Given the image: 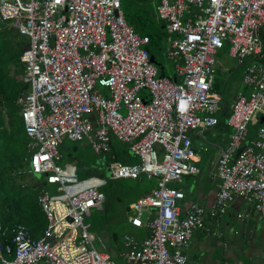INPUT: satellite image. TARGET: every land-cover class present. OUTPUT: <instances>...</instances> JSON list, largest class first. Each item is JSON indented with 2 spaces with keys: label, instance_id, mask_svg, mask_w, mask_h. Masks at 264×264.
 <instances>
[{
  "label": "built area",
  "instance_id": "obj_1",
  "mask_svg": "<svg viewBox=\"0 0 264 264\" xmlns=\"http://www.w3.org/2000/svg\"><path fill=\"white\" fill-rule=\"evenodd\" d=\"M123 0H6L4 26L28 37L21 56L28 86L18 103L30 139L32 175L56 186L42 188L39 204L48 226L34 239L19 224L11 240H0V264H118L85 218L103 207L105 181L80 179L75 163H62L67 139L88 143L102 155L112 137L130 145L135 165L115 162L114 179L158 178V187L130 205L129 221L147 228L142 242L125 236L120 257L129 264H187L185 251L206 219L227 215L237 199L264 220V125L249 140L252 122L264 117V0H160L157 17L167 32V57L177 79L161 76L147 50L149 37L131 27ZM245 67L240 93L231 105L230 141L212 171L220 191L207 210L192 204L185 215L184 192L169 187L199 174L192 134L205 139L219 123L223 98L214 93L219 52ZM162 158V161H160ZM0 227V235L2 233Z\"/></svg>",
  "mask_w": 264,
  "mask_h": 264
},
{
  "label": "trees",
  "instance_id": "obj_2",
  "mask_svg": "<svg viewBox=\"0 0 264 264\" xmlns=\"http://www.w3.org/2000/svg\"><path fill=\"white\" fill-rule=\"evenodd\" d=\"M5 1L0 0V5ZM260 34L264 42V28ZM146 37L150 38L147 50L158 62L160 75L173 80L177 79L175 67L168 69L152 52V47L160 44L152 37ZM29 43L30 41L27 42L24 36L8 26H4L0 31V227L4 233V236L0 235L2 241L11 240L12 230L19 224L26 225L34 239L41 238L48 225L47 217L39 204V195L42 188L47 187L46 182L44 179H38L40 175H32L33 179L27 181V171L30 168V139L21 114L22 107L18 103L23 94L28 91V86L21 79L27 71L26 66L21 62V56ZM227 47L229 46L226 45ZM213 92L216 93L215 84ZM232 103L233 99L223 97V105L218 114L219 123L215 127L222 134L231 130L228 121L232 114ZM258 125L259 128L254 131L250 127L249 140L256 139L258 130L264 124L258 122ZM60 152L63 156L62 163H75L81 179L97 174L105 181L107 173L104 172V167L110 168L114 162L127 165L140 162L139 157L131 153L130 145L121 143L115 138L111 142V151L102 155L95 153L88 143H76L67 139L60 146ZM93 164H96L99 169L93 170L91 167ZM135 181L146 186L143 194L151 193L158 186V179H148L147 176H142ZM113 186L111 180L106 181L104 187L111 191L109 190L108 193L101 191L105 196V202L108 203L107 211H110V203L116 196ZM130 205L126 207L127 210L130 209ZM147 234L139 228H136L133 233L140 240ZM126 235H121L118 231H112L108 235V249L118 264H123L120 254L124 251L123 239Z\"/></svg>",
  "mask_w": 264,
  "mask_h": 264
},
{
  "label": "rangeland",
  "instance_id": "obj_3",
  "mask_svg": "<svg viewBox=\"0 0 264 264\" xmlns=\"http://www.w3.org/2000/svg\"><path fill=\"white\" fill-rule=\"evenodd\" d=\"M159 4L160 0H123L122 8L128 24L133 26L139 35L150 36L154 41L160 44L159 46H153L152 52L168 69H171L174 64L167 57V32L163 29V25L157 17V7ZM24 39L27 42L30 41L28 37L24 36ZM215 68L216 94L220 95L222 98L227 97L232 99L244 92L245 85L243 83V76L245 67L230 56L229 47L219 52ZM261 116L262 114L259 115V117ZM250 127L251 129L253 128L254 131L259 128V125L258 123L252 122ZM215 131L216 130H213V132ZM216 133H218V131H216ZM212 136L208 133L207 139L211 140ZM196 144V147H198L197 157L201 162L199 165L202 172L201 175L203 176L207 173L211 174L220 152L215 146L209 144L202 138L196 140ZM203 148L204 150H202ZM160 161H162V158H160ZM91 167L93 170L94 168L99 169V167H96V164H93ZM111 169V166L110 168L104 167V172L107 173L105 182L111 180L114 184L113 188L116 191L115 199L110 203V211H107L108 203L105 202L103 207L94 209L91 211V215L85 218V222L90 226V233L96 239L95 245L98 248H100L99 239L103 240L106 238L108 241V235H110L112 231H118L121 235L134 233V229L128 224L132 212L130 209L127 210L126 207L134 202L137 197L141 196L146 189L144 184L136 183L133 179H114ZM89 178L101 179L97 174H92ZM32 179L33 176L28 175L27 181H31ZM38 179H44V176H38ZM189 180L191 179L183 177L182 180L173 182L169 187L176 189L181 186L186 187L189 185ZM109 190L104 187V185L100 188V191L105 193H108ZM47 191L51 195H56L58 193L57 187L51 185H47ZM260 224L264 226V220L262 218H260Z\"/></svg>",
  "mask_w": 264,
  "mask_h": 264
},
{
  "label": "crops",
  "instance_id": "obj_4",
  "mask_svg": "<svg viewBox=\"0 0 264 264\" xmlns=\"http://www.w3.org/2000/svg\"><path fill=\"white\" fill-rule=\"evenodd\" d=\"M161 24L163 25V29H165L164 23L161 22ZM242 93H246V88ZM232 99L234 102L236 98ZM262 117L263 116H258L259 120ZM258 122L259 121H255L254 123ZM211 129L205 131V139L198 136L197 134H192L193 147L196 151V154L198 152V147H196V140H199L201 138L206 140V142H208L209 144L215 146L219 150V152L228 146L232 129L230 130V132H227L225 134H222L216 128ZM213 130L218 131V133H216V131L213 132ZM208 133H210V136L213 135L211 140L207 139ZM114 138L115 137H112V139ZM115 139L118 140L117 138ZM202 150H204V148ZM131 153L134 154L132 151ZM200 163L201 162L198 159L197 167L200 171L199 174L194 176H186L191 179L189 180V185L186 187L181 186L180 188H177L185 194V199L181 202V207L184 215L192 204H199L205 207L207 210H212V208L215 206L217 196L220 191L219 180L214 179L210 173H207L203 176L201 175L202 172L199 167ZM28 171L27 174L32 175ZM147 178L151 179L149 176H147ZM149 194L150 193L142 194L141 196L137 197V199ZM246 210H248L246 202L242 199H237L227 215L219 219L207 218L205 229L198 230L194 234L190 247L185 251V255L188 259L187 264H264V226L260 224V217L256 214H250L245 220L239 219V214L246 212ZM129 224L132 226V229H136V227H134L130 221ZM139 229H143L148 233L146 236H143L141 240L136 238V236H134L133 234H127L126 236L134 237L139 242H142L150 235V231L147 228ZM102 242L108 249L109 247L107 244V239H103ZM120 260H123V264H129L123 258H121Z\"/></svg>",
  "mask_w": 264,
  "mask_h": 264
},
{
  "label": "water",
  "instance_id": "obj_5",
  "mask_svg": "<svg viewBox=\"0 0 264 264\" xmlns=\"http://www.w3.org/2000/svg\"><path fill=\"white\" fill-rule=\"evenodd\" d=\"M29 49H30V44H28V45L26 46L25 51H27V50H29ZM151 61H152L154 64L158 65V62L155 60L154 57H151ZM259 122H260V124H264V117L260 118Z\"/></svg>",
  "mask_w": 264,
  "mask_h": 264
}]
</instances>
